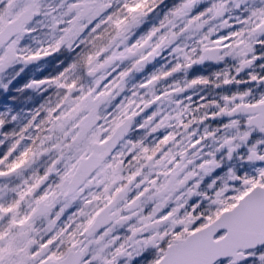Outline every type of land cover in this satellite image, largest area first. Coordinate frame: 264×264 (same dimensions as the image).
I'll return each mask as SVG.
<instances>
[{"label": "snow or ice", "instance_id": "1", "mask_svg": "<svg viewBox=\"0 0 264 264\" xmlns=\"http://www.w3.org/2000/svg\"><path fill=\"white\" fill-rule=\"evenodd\" d=\"M0 147V264H264V0H0Z\"/></svg>", "mask_w": 264, "mask_h": 264}, {"label": "flooded vegetation", "instance_id": "2", "mask_svg": "<svg viewBox=\"0 0 264 264\" xmlns=\"http://www.w3.org/2000/svg\"><path fill=\"white\" fill-rule=\"evenodd\" d=\"M49 71H50V69H46L44 72L38 74V78H42L43 76L47 75ZM193 74H194V75L207 74V70L204 69V68H199V67H197V68H194V69H193ZM30 78H31V74H30V73L24 75L23 78L21 79V84H23L24 82H26V81H27L28 79H30ZM241 87H243V86H241ZM28 96L31 97V96H32V93L29 92V93H28ZM26 103L28 104L29 107L38 106V103L33 104V101H32V100H27ZM39 103H43V100L40 99V100H39ZM26 110H27V109H26ZM4 150H5V149H4L3 147H0V152H3Z\"/></svg>", "mask_w": 264, "mask_h": 264}]
</instances>
